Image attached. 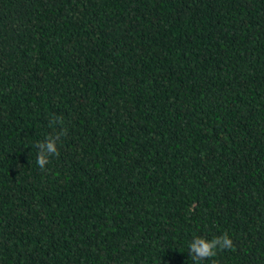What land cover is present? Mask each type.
Segmentation results:
<instances>
[{"label": "trees", "instance_id": "1", "mask_svg": "<svg viewBox=\"0 0 264 264\" xmlns=\"http://www.w3.org/2000/svg\"><path fill=\"white\" fill-rule=\"evenodd\" d=\"M225 231L200 264H264V0H0V264H192Z\"/></svg>", "mask_w": 264, "mask_h": 264}, {"label": "clouds", "instance_id": "2", "mask_svg": "<svg viewBox=\"0 0 264 264\" xmlns=\"http://www.w3.org/2000/svg\"><path fill=\"white\" fill-rule=\"evenodd\" d=\"M63 121L60 117H53L50 121V126L53 127V131L48 133L43 140H40L35 147L38 149L37 153V165L43 171L53 157L59 156V141L63 136L67 135L66 128H59L57 125L62 124ZM234 248V242L227 231L222 235L215 236L208 239L204 236L194 237L188 245L190 252V259L192 264H200L201 261L208 260L217 256L218 252L225 250H232ZM212 264H216L213 260Z\"/></svg>", "mask_w": 264, "mask_h": 264}]
</instances>
